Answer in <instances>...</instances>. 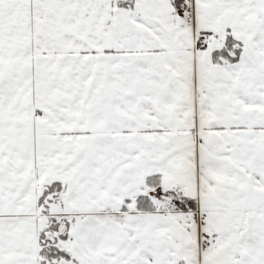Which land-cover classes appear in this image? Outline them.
<instances>
[{"label": "snow or ice", "instance_id": "obj_1", "mask_svg": "<svg viewBox=\"0 0 264 264\" xmlns=\"http://www.w3.org/2000/svg\"><path fill=\"white\" fill-rule=\"evenodd\" d=\"M0 264H264V0H0Z\"/></svg>", "mask_w": 264, "mask_h": 264}]
</instances>
